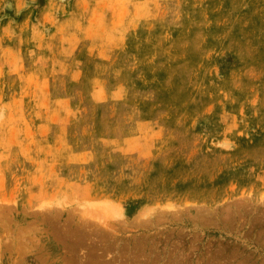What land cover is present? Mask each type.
Wrapping results in <instances>:
<instances>
[{
	"label": "rangeland",
	"instance_id": "obj_1",
	"mask_svg": "<svg viewBox=\"0 0 264 264\" xmlns=\"http://www.w3.org/2000/svg\"><path fill=\"white\" fill-rule=\"evenodd\" d=\"M99 263L264 264V0H0V264Z\"/></svg>",
	"mask_w": 264,
	"mask_h": 264
},
{
	"label": "bare ground",
	"instance_id": "obj_2",
	"mask_svg": "<svg viewBox=\"0 0 264 264\" xmlns=\"http://www.w3.org/2000/svg\"><path fill=\"white\" fill-rule=\"evenodd\" d=\"M27 236H28V235H27ZM29 236H30V235H29ZM33 236H34V235H33ZM85 236H86V234H85ZM18 237H19V236H18ZM20 237H21V236H20ZM20 237H19V238H20ZM24 237H25V236H24ZM30 237H31V236H30ZM61 240H62V239H61ZM20 241H21V240H20ZM31 241H32V240H31ZM2 242H3V241H2ZM17 242H18V241H17ZM22 243H23V242H22ZM30 243H31V242H30ZM32 243H33V242H32ZM13 244H14V243H13ZM17 244H19V243H17ZM21 245H22V244H21ZM35 245H36V244H35ZM10 246H11V245H10ZM19 247H20V246H19ZM19 247H18V248H19ZM11 248H12V247H11ZM18 248H17V249H18ZM22 248H23V247H22ZM19 249H20V248H19ZM19 249H18V250H19ZM40 249H41V248H40ZM23 250H25V248H24ZM10 251H11V249H10ZM16 251H17V250H16ZM21 253H22V252H21ZM1 254H2V253H1ZM37 256H38V255H37ZM89 256H90V255H89ZM46 258H47V257H46ZM100 261H101V260H100ZM66 262H67V261H66ZM99 264H100V263H99Z\"/></svg>",
	"mask_w": 264,
	"mask_h": 264
}]
</instances>
